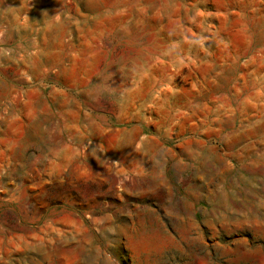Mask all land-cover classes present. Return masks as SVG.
I'll list each match as a JSON object with an SVG mask.
<instances>
[{"label": "rangeland", "instance_id": "1", "mask_svg": "<svg viewBox=\"0 0 264 264\" xmlns=\"http://www.w3.org/2000/svg\"><path fill=\"white\" fill-rule=\"evenodd\" d=\"M0 264H264V0H0Z\"/></svg>", "mask_w": 264, "mask_h": 264}]
</instances>
